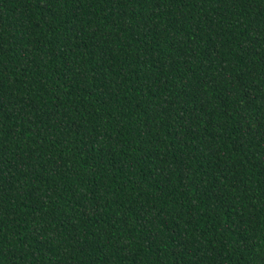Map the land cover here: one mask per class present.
Listing matches in <instances>:
<instances>
[{"label":"trees","instance_id":"trees-1","mask_svg":"<svg viewBox=\"0 0 264 264\" xmlns=\"http://www.w3.org/2000/svg\"><path fill=\"white\" fill-rule=\"evenodd\" d=\"M0 264H264V0H0Z\"/></svg>","mask_w":264,"mask_h":264}]
</instances>
